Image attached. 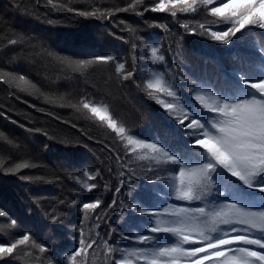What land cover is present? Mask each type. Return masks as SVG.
<instances>
[{"label": "trees", "instance_id": "16d2710c", "mask_svg": "<svg viewBox=\"0 0 264 264\" xmlns=\"http://www.w3.org/2000/svg\"><path fill=\"white\" fill-rule=\"evenodd\" d=\"M58 2L79 10L103 11L110 14V18H86L65 8H53L47 0H0V69L24 74L31 81L30 84L22 85L24 92H17L15 86L0 84V134L3 136L0 139V209L18 221L17 227L13 229L8 218H0V242H9L24 231H31L40 242L47 243L53 249L49 256L54 264H68L67 256L79 247V228L86 215H92V220H84L85 235H89V227L96 223L100 227L91 235L95 236L98 232L104 238L110 231L109 224L131 236L134 230L144 231L142 225L152 221V218L134 213L131 209L123 213L119 206L114 210L107 209L115 195V187L119 186V167L114 163V155L109 147L123 156V144L106 126L86 118L71 105L78 104L82 97L97 103L103 102L131 133L144 139H161L172 147L176 146V141L167 133L179 130L175 132L179 135L182 129L134 84L127 83L123 89L118 88L114 64L76 69L58 64L48 53L74 60L110 54L126 60V66L131 70V41L135 40L138 45L136 79L142 82L153 67H159L143 58L149 55V43L159 42L165 53L170 45L174 48L175 55L167 56L169 64L175 61L177 67L198 81H205L206 86L213 91L225 92L226 78L236 69L253 79L264 74V57L256 51L264 44V31L251 30L243 38H234L230 44L223 45L212 40L207 33L193 35L180 27L184 22L200 31L199 23L207 24L214 20L203 9L196 14L178 12L177 18H173L169 12L145 10L158 0H143L136 11L114 13L112 10L127 8L133 0ZM155 23L165 25L168 31L150 27ZM222 27L226 28L227 25ZM130 28L135 30L134 33L129 32ZM21 33L25 39L9 46L8 40L18 39ZM110 76L112 81L105 83ZM186 88L185 85L183 96L190 100ZM133 160L131 167L141 178L134 179L131 185L122 189L123 195L119 199L125 203L160 208L166 197L163 194L157 196L147 189L166 191L164 185L159 182L149 184L142 179L144 173L138 164L143 162ZM23 162L34 163L36 167L20 169L15 175L6 173L7 167ZM85 169L93 172L99 169L103 176V179L87 181L98 184L91 192L81 189L70 178L86 180L83 177ZM36 176L42 179L24 178ZM97 199L102 203L96 213L101 216L103 210L110 213L101 220H95L96 213L81 211L84 203ZM220 199L223 200V197ZM62 200L63 204L60 203ZM169 202L182 203L175 200ZM261 203H264V195L251 193L249 206L259 210ZM49 212L60 217L59 223L50 222L47 217ZM158 240L161 243L175 242V238L163 233L158 235ZM109 243L116 248L144 246L133 240H123L116 234ZM130 259L133 264H138L135 257ZM25 261L9 260L4 264H25ZM92 264H104V261L94 257Z\"/></svg>", "mask_w": 264, "mask_h": 264}, {"label": "snow or ice", "instance_id": "6c2138e0", "mask_svg": "<svg viewBox=\"0 0 264 264\" xmlns=\"http://www.w3.org/2000/svg\"><path fill=\"white\" fill-rule=\"evenodd\" d=\"M47 2L53 8H65L66 11L86 18H110V14L103 11L65 7L58 0ZM142 2L133 0L127 8L114 9L112 12L136 11ZM201 9L214 20L207 24L199 23L200 31L182 22L180 27L189 34L207 33L212 40L227 45L234 38H243L251 30L264 31V0H158L150 9L145 10L169 12L173 18H177L178 12L196 14ZM150 27L168 31L165 25L159 23ZM134 31L129 29V32ZM24 39L21 33L18 39H9L8 45H16ZM137 48L135 40L131 41V70L126 66V60L110 54L74 60L48 53L58 64L76 69L114 64L115 84L118 88L123 89L127 83L134 84L182 129L179 135L175 134L179 130L167 133L176 141V146L172 147L161 139H144L131 133L118 122L109 106L103 102L97 103L82 97L78 104L71 105L86 118L106 126L123 144V156L106 145L114 155V163L119 167V186L115 187V195L107 209L114 210L119 206L122 213L131 209L134 213L152 218L154 222L142 225L145 230H134L131 236L109 224L110 231L105 234L107 238H104L98 232L95 236L91 235L100 227L96 223L89 227V235H85L84 220H92V215H86L79 228V247L67 256L68 264H92L94 257L103 259L104 264H133L131 257H135L138 264H264V203H261L259 210L249 206L251 193L264 195V74L253 79L236 69L226 78L225 92L213 91L206 86L205 81H198L177 67L175 61L169 64L167 56L175 55L173 46L170 45L165 53L162 44L156 42L149 43V55L143 58L159 67H153L149 76L141 82L136 79ZM256 51L264 57V44ZM236 72H239L238 76ZM0 73V84L15 86L17 92H24L22 85L31 83L24 74L7 69H0ZM111 81L112 76L105 83ZM185 85L190 100L183 96ZM32 86L35 87L34 84ZM28 131L39 132L40 129ZM0 139H3L2 134ZM130 157L143 162L138 164L144 173L142 179L149 184L159 182L164 185L166 191L147 189L157 196L163 194L166 197L160 208L125 203L119 199L123 195L122 189L131 185L134 179L141 178L135 168L131 167L134 160ZM33 167H36L34 163H18L14 167H7L6 173L15 175L20 169ZM83 177L86 180L70 176L81 189L88 192L96 189L98 184L87 181L103 179L99 169L94 172L85 169ZM24 178L37 181L42 179L40 176ZM171 200L182 203L169 202ZM101 203L99 199L86 202L81 211L86 214L96 213ZM109 214V211L103 210V216L96 213L95 220H101ZM47 217L51 223H59L60 217L52 212ZM164 217L170 219L165 220ZM0 218H8L13 229L18 225V221L10 218L3 209H0ZM161 233L175 238V242L161 243L158 240ZM114 234L144 246L113 247L109 240ZM50 253H53V249L47 243L40 242L31 231H24L9 242H0V264L9 260L25 261V258H28L25 264H54Z\"/></svg>", "mask_w": 264, "mask_h": 264}]
</instances>
